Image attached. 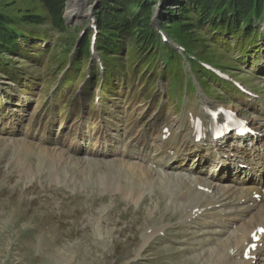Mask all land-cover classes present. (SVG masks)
<instances>
[{"label":"rangeland","instance_id":"374dc122","mask_svg":"<svg viewBox=\"0 0 264 264\" xmlns=\"http://www.w3.org/2000/svg\"><path fill=\"white\" fill-rule=\"evenodd\" d=\"M227 1L193 0V5L192 0H178L176 5L163 7V11H167L169 15L173 14L176 18L181 16L182 12H188L187 10L191 7L190 10L194 9L198 13L191 12L190 16L196 19L203 16L204 28L198 24V30L193 33V35L197 33L194 44L201 53L193 48L195 51L189 60H185L182 47L169 38L168 42H162L164 51L158 53L156 58L147 60L144 57L137 63L140 54H136L135 44L131 43L128 32L125 33L126 37L122 41L128 52L125 51L119 57L112 58L114 61H110V64L124 66L125 70L130 69L134 64L141 66L143 63V66H149L148 69L142 66L139 70L135 68L129 70L136 79L134 85L139 88L138 93L143 95L148 91V94L146 97H141L131 92L127 94V91H124V94L120 93L119 97L121 105L126 104L129 112H134L145 119L174 124L178 120L182 121L187 105H197L200 98H205L219 105L235 107L240 112L249 111V119L255 121L264 108V99L258 102L252 96V101H250L252 105L246 104L244 99L239 98H229V102L223 97L212 99L202 92L196 80L198 93L190 95L191 93L185 92L184 98L178 97V101L177 96H173L171 91L167 90L166 83H163L166 76L173 75L171 70H175L178 66L183 68L184 73L192 74L191 68H196V64L200 62H197L198 55H201L206 58L201 61L225 68L223 71L232 77L264 93V11L260 15L252 13V24L257 28L254 38L257 35L262 37L258 52L253 54L252 51L251 62L255 63L256 59L260 62L257 66L245 62L242 64V69L246 72H243L236 69V62L228 53L230 50L227 52L224 49V46H227L226 39L231 36H223L218 31L213 33L211 30L215 27H223L222 30H227L225 28L229 26L228 23L225 24V21H222L221 25L219 24L222 18L220 12L223 13L221 8ZM146 2L150 12L148 19L152 26L155 29H162L159 16L161 1H151L152 7H149V0ZM100 3L101 0H0V11L5 12V16L12 21L9 24L13 25L16 31L35 28L42 36L39 42L30 45L32 50L35 49V52L31 53V58L26 57L30 52L22 40H19V50L8 44L5 48L0 46V64L9 62L7 65L9 69L13 68L15 72H20L18 80L13 82L15 75H10L9 70H2L3 67L0 65V100L3 103L11 100L6 104L5 112L0 111V118L5 113L10 118L7 132L0 131V264H173L175 262L177 264H201L198 256H195L196 259L187 258L193 257V251H188V249L184 251L172 246L170 239H165V237H170L183 240L187 235H194V232L176 222L178 219L176 210L165 205V202L169 204V201L161 200L159 190L152 194L146 193V199L138 203L132 200L130 190L110 189V181L98 176V172L109 176V171L106 169L102 172L103 170L98 169L97 165L92 166L91 162L86 166L87 158L78 157L76 159L83 166L76 164L64 170V168L54 166L50 159H43L46 162H44L45 165H42L43 162L40 164L38 159L43 155L38 148H35L37 153L35 151L33 153L21 146H15L17 142L32 141L30 143L58 148L70 154L68 146L63 147V144L50 138L58 129L54 123V117L50 114V107L55 104L54 95H59L65 88H58L59 84L65 82L63 78L65 69H60V65L70 60L74 65L73 58H77L83 74H86L91 66L92 57L84 53L85 48L83 44H80V40L87 32H91L90 37L94 36L96 41L100 42L96 15H100ZM186 4H191V7ZM251 4L247 1L242 6L247 9V13L244 11L245 15L242 17L249 13L248 8ZM253 6L255 7L254 4ZM138 7V5L126 6L127 16L134 19L137 16L141 18L142 13L140 14ZM70 9L76 10L73 15H69ZM208 9H211L210 12L207 11ZM234 9L233 13L227 17L232 24L239 22L240 19L238 5H235ZM38 22L39 26H34L38 25ZM179 26L188 32L189 25L183 22ZM134 30L135 28H132V33L135 32ZM135 38L137 36L134 40ZM112 41L117 44L120 39ZM230 44L231 48H236L239 47L240 42L238 43L233 38L230 39ZM168 45L171 48L174 45L177 53L171 51L173 55H169L165 50ZM44 51L49 54L43 66L40 67L36 65V57L46 54ZM98 53L101 54V51L99 50ZM234 54L238 57L237 53ZM96 58L99 59L97 53L94 54L95 63L93 62V67H91L93 73L100 71L99 64L96 66L98 63ZM23 72L39 78L38 84L31 83L32 79L24 80L28 78H24L27 73L23 74ZM160 76L162 78L158 81V94L152 97L154 99L148 100L149 96L155 93V81ZM83 80L84 78L76 80V89ZM200 80L205 91L214 93L210 84L205 83V79L200 77ZM216 91L219 92V96H222V88L217 87ZM69 93L75 94V89L74 91L70 89ZM86 99L87 97L83 96L82 102ZM176 107L179 109H175ZM37 115L39 117L36 136L29 135L30 131L26 136L11 137L8 135V131L15 130L16 123L20 119L29 120L30 124H33L37 121L34 119ZM98 123L109 129L102 132L109 134L112 140L116 138L118 131L116 126L108 121H98ZM184 127H187L186 119L182 129ZM24 129L26 130L27 127L25 126ZM123 131L125 132V129ZM76 132L72 133L76 134ZM14 138L19 139L4 140ZM144 143L150 146L154 144V138H146ZM233 146H238V143L234 142ZM230 157L234 155L231 154ZM226 159L228 160L229 157ZM98 160L106 161L107 166L104 165L112 167L109 166L111 159ZM196 161L199 162V159ZM92 162L98 163L99 161ZM28 166L33 168L32 176L26 174ZM71 167L76 169L72 170ZM50 168L54 170L51 171ZM230 171L233 172L231 169ZM66 173L74 174L76 178L69 181L70 177H67ZM117 175L120 176V174ZM104 181L109 184L108 187H104ZM165 195L167 197L166 192ZM158 225L165 226L163 233L142 247V236Z\"/></svg>","mask_w":264,"mask_h":264},{"label":"bare ground","instance_id":"6f19581e","mask_svg":"<svg viewBox=\"0 0 264 264\" xmlns=\"http://www.w3.org/2000/svg\"><path fill=\"white\" fill-rule=\"evenodd\" d=\"M75 11V9H70L68 13L69 15H73ZM218 107V104L204 99H201L197 106L188 105L184 117L191 124V132L193 130V121L198 117L204 119L205 126L209 127L211 123L209 114L212 110H216ZM183 122L184 118L182 120V123ZM169 132L170 133L166 139H160L162 143V154L164 157L161 158L162 163L156 170L151 166H148L147 161L142 157H138L137 160L134 161L111 159L109 160L111 163L109 166L112 167H106V161L87 158L86 166L91 162L92 166L97 165L98 169L103 170L102 172L107 169L109 171V176H106V174H100V172H98V176H102V179L110 181V189H120L121 191L130 190L132 200L138 203L142 199H146V193L152 194L156 190H159L161 192V200L164 199L165 201H169V204H166L165 202V205H167L168 208L176 210L179 223L184 221L189 222L199 216L207 218V227L199 230L201 234L200 236H208V239L213 242L210 243L209 247L200 249L193 255V257H187L188 259L198 256L201 259V264H252V261H246L242 259V256L249 233H251L257 225L264 224V205H262L257 210V213L251 216L247 221L243 222L244 220H241L237 228H235L234 225L236 224V220L233 219V215L236 214V206L244 205L245 207H250L249 205L253 201L251 196L252 193H250L251 189L246 184V180L241 177V171L238 168L235 171L234 179L237 180L235 181L237 184L236 188L224 187L218 182L217 169L224 163V159L221 156H223L225 151L220 153L219 149L222 147V144L219 143V141H211L209 136L208 140L204 143L205 160L210 166L208 172L196 174L194 168L195 162H192L189 166H185L184 169L180 171L177 170L176 173H173V159L182 151L181 143L179 142V134L181 133L180 122L178 121L175 125H171ZM163 134L164 133H161V136ZM194 137L195 136L191 134L189 139V144L193 149L198 148V145H195L192 142ZM15 139L19 138L4 140L12 141ZM30 142L23 141L22 143H16L15 141L17 144H15V146H21L23 149L25 148L26 151H33V153L35 148L40 149L43 157L38 160L40 161V164L43 162L42 165H45L46 163L44 160L49 159L53 162L54 166L58 168L60 167V169L64 168V170L68 169L69 166L80 164L79 160H76L78 157L70 156V154L64 150L48 146H38ZM169 151H171V153H169ZM185 158L182 160L183 162L186 161ZM94 160L99 162H92ZM29 166L28 169H26V174L32 176L31 172L34 171L33 168ZM71 169L75 170L76 168L71 167ZM50 170L52 171L54 168H50ZM117 174H120V176ZM65 175L70 177L69 181H73L76 178V176L71 173H66ZM103 184L105 185L104 187L109 186L105 181ZM205 189L209 192H205ZM165 192L167 193V197ZM216 205L219 206V211L216 210L218 209L216 208ZM216 215L218 216L216 217ZM163 228H165L164 225H158L156 228L147 231L145 235L142 236V247L148 245L151 239L162 234ZM227 232L230 234L221 241L220 237ZM213 235H218V238H213ZM173 264H177V262Z\"/></svg>","mask_w":264,"mask_h":264},{"label":"trees","instance_id":"16d2710c","mask_svg":"<svg viewBox=\"0 0 264 264\" xmlns=\"http://www.w3.org/2000/svg\"><path fill=\"white\" fill-rule=\"evenodd\" d=\"M151 1L154 0H149V7H152ZM159 2L161 1V9H160V20L162 21V29L164 33L167 34L168 38H171L173 41L177 42L185 51V54L187 57H191V55L194 54L193 51L194 49L198 50L194 44V40L197 38V33L193 35L196 30H198L199 25L201 28H204L205 24L202 22L203 21V16L200 19L193 18L190 16L191 12H194L196 10L192 9L190 10L191 4H186L190 5V9H188V12H182V15L179 17H173L174 15L171 14L169 15L167 11H163L164 6L168 5H176L178 4V0H158ZM249 1L251 2V6H249L248 10L249 13L245 16L244 11L247 13V9L243 8L242 6L245 5V3ZM192 3L194 5V2L192 0ZM232 3V6L230 7V4ZM260 3V4H259ZM250 4V3H249ZM248 4V5H249ZM255 5V7L253 6ZM139 6L138 11H140V14L142 13V16H137L136 19L134 18H129L128 15V10L125 9L126 6ZM235 5H238V10L240 12L239 16L240 19L238 20L239 22L232 24L227 17L233 13L235 10ZM195 8V7H194ZM100 15H97V25L100 30V36H99V41L96 42L95 44V49L98 52L99 50L101 51V57L106 61L108 69L111 71L109 72L110 76H121L122 75V81H125V79L128 77L125 74H128L131 70H139L141 69L144 64L141 63V66L133 65L130 69L125 70L124 66H119L118 64H110V61H114L112 58L119 57L120 55L123 54V52H128L126 47L124 46V42L122 41L123 38H125V33L129 35V39L132 44H135L136 46V54H140V57L138 59V62L142 60L144 57L145 59H154L157 57L158 53L163 52L164 48L162 46V41L160 38L159 32L152 26L149 17V9L147 6L146 0H101L100 3ZM187 9V8H186ZM196 9V8H195ZM223 13L220 12V16L222 17L219 21V24L221 25L222 21H225V24H229L228 27L225 29L227 30H222L223 27L221 28H212L211 30L213 33H222L223 36H231L226 39L227 46H224V49L228 52L230 50L229 55L233 59V61L236 62V69L240 70L239 68V62L240 60L235 59L233 54L234 52H238L239 56L238 58H241L242 56L244 59H249L250 58V50H254L255 52L259 49L258 46H260V39L262 36L259 37V35L255 37L254 34H256V29L254 27V24H252V13L254 15H260L264 11V0H228L226 4L224 5L223 8H221ZM220 9V10H221ZM199 10V9H198ZM211 9H208L207 11L210 12ZM51 11V10H50ZM198 13V11H196ZM243 12V13H241ZM52 17L54 16L53 13L51 12ZM223 14V15H222ZM5 12L0 11V46H3L4 48L7 47V44L10 45L12 48H17L19 50L20 45H19V40L24 42V45L28 47V51L30 54H28L26 57L32 56V52H35V49L32 50L30 48V45L37 43L42 39L41 35L35 28L33 30H24V31H16L13 25L9 24L12 21L5 16ZM226 16V19H224ZM200 17V14H199ZM243 18V19H242ZM34 22V21H33ZM32 22V23H33ZM185 23L189 25L188 27V32L184 30L183 27L178 25L180 23ZM38 25L34 26H39V22L37 23ZM199 24V25H198ZM224 24V25H225ZM177 26V27H176ZM14 28V29H13ZM132 28H135V32L132 33ZM43 33V32H41ZM91 32H87L85 36H83L80 40V44L84 45L85 48V54L87 56L91 55L90 51V37ZM227 34V35H226ZM242 34V35H241ZM137 36V38L134 37ZM210 37V36H209ZM140 38V39H139ZM237 40L239 44V47L236 48H231L230 44V39ZM115 39H120L119 43H115L112 40ZM210 40V39H208ZM122 41V42H121ZM136 41V42H134ZM207 41V40H206ZM218 42V41H217ZM31 43V44H30ZM121 43V44H120ZM194 48V49H193ZM166 51H168L169 55H173L171 51H174V53H177V50L174 48H171L170 45L166 46ZM199 53H201L200 50H198ZM48 52L46 51V54H42V56H37L36 59L37 61L40 62V65H43L44 61L46 60V57L48 56ZM197 54V53H196ZM198 55V54H197ZM199 57L197 58V62L199 60H206L201 55H198ZM161 60V59H160ZM73 61L75 64L72 66L71 71L75 72L76 75H80V63L77 61V58H73ZM68 63V61H67ZM67 63L61 64V68L63 69L64 66L67 65ZM168 63V62H167ZM9 62L3 63L1 65L3 67L2 70H9L11 73L12 69H9V66H7ZM7 67H6V66ZM137 67V68H136ZM145 69H148L149 66H143ZM222 68V67H221ZM225 69V68H223ZM130 70V71H129ZM183 68L181 66H178L175 70H171L173 75L171 77L177 78V74L181 75V82L179 80V84L182 87L184 85L183 82V75L184 72L182 71ZM197 74V76L200 78L205 79V83L210 84V81L208 78L205 77L207 76H212L215 80L219 81L225 88H227L230 93L234 92L236 89L235 87L228 81H224L222 79H219V77L204 69L203 66L200 64H196V68L194 70ZM17 73V72H16ZM20 73V72H19ZM15 74V73H14ZM115 81V82H113ZM112 82L109 81V78H106V84L109 87H113L116 84L117 80H113ZM191 81V80H189ZM190 84V89L193 92L194 88L192 83ZM214 91V89H213Z\"/></svg>","mask_w":264,"mask_h":264}]
</instances>
